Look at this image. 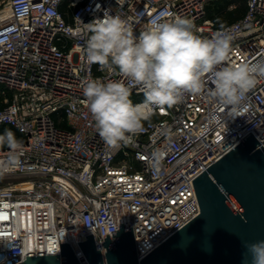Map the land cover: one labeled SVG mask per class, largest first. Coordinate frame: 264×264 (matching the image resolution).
Masks as SVG:
<instances>
[{
  "label": "built area",
  "instance_id": "2783aa9c",
  "mask_svg": "<svg viewBox=\"0 0 264 264\" xmlns=\"http://www.w3.org/2000/svg\"><path fill=\"white\" fill-rule=\"evenodd\" d=\"M219 0H0V134L20 135L18 166L0 148V264L61 255V244L106 238L133 227L139 261L201 213L194 179L249 134L264 146V77L232 113L200 94L157 110L129 145L108 147L83 95L88 80L119 79L85 55L89 23L119 14L135 35L157 22L185 17L205 38L227 31L233 52L223 66L264 62V0H241L239 20L217 26L209 7ZM238 1V0H233ZM237 7L230 5L229 10ZM64 9V10H63ZM134 88L131 99L143 101ZM164 152L160 164L152 153ZM81 251V250H80Z\"/></svg>",
  "mask_w": 264,
  "mask_h": 264
},
{
  "label": "clouds",
  "instance_id": "9594fccd",
  "mask_svg": "<svg viewBox=\"0 0 264 264\" xmlns=\"http://www.w3.org/2000/svg\"><path fill=\"white\" fill-rule=\"evenodd\" d=\"M21 3L26 13L29 4ZM87 25V61L120 77L88 80L82 88L96 131L110 148L133 143L157 110L181 103L185 94H200L206 77L211 78V97L232 113L246 110L247 94L257 77H264V62L223 66L234 50L233 36L221 31L202 37L189 18L157 22L138 35L119 14L107 13ZM134 88L143 93L140 103L131 99ZM3 147L9 149L5 163L18 166L24 145L10 129L0 134ZM164 155L153 152L154 162L160 164ZM245 246L250 264H264V240Z\"/></svg>",
  "mask_w": 264,
  "mask_h": 264
},
{
  "label": "water",
  "instance_id": "95a60500",
  "mask_svg": "<svg viewBox=\"0 0 264 264\" xmlns=\"http://www.w3.org/2000/svg\"><path fill=\"white\" fill-rule=\"evenodd\" d=\"M249 134L194 179L201 213L139 261L133 227L113 231L103 256L94 236L61 255L28 257L22 264H250L246 243L264 240V146ZM81 250V251H80Z\"/></svg>",
  "mask_w": 264,
  "mask_h": 264
},
{
  "label": "trees",
  "instance_id": "16d2710c",
  "mask_svg": "<svg viewBox=\"0 0 264 264\" xmlns=\"http://www.w3.org/2000/svg\"><path fill=\"white\" fill-rule=\"evenodd\" d=\"M219 0L209 7V16L214 18L217 22V26H224L239 20L246 12V4L244 1L238 0ZM237 3V7L233 10H229V7L233 3ZM64 10V9H63ZM5 131V128L1 130V134ZM17 139H20V135L15 132Z\"/></svg>",
  "mask_w": 264,
  "mask_h": 264
},
{
  "label": "rangeland",
  "instance_id": "374dc122",
  "mask_svg": "<svg viewBox=\"0 0 264 264\" xmlns=\"http://www.w3.org/2000/svg\"><path fill=\"white\" fill-rule=\"evenodd\" d=\"M238 2V4H239V1H237Z\"/></svg>",
  "mask_w": 264,
  "mask_h": 264
}]
</instances>
